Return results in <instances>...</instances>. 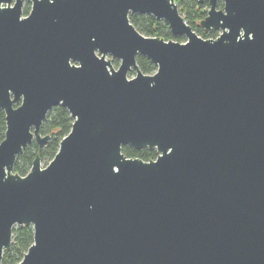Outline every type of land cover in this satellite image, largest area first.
I'll return each instance as SVG.
<instances>
[{"label":"water","instance_id":"1","mask_svg":"<svg viewBox=\"0 0 264 264\" xmlns=\"http://www.w3.org/2000/svg\"><path fill=\"white\" fill-rule=\"evenodd\" d=\"M25 1L0 0V264L15 225L34 231L16 264H264V0H198L215 38L175 0ZM58 105L74 122L55 156L16 172Z\"/></svg>","mask_w":264,"mask_h":264},{"label":"trees","instance_id":"2","mask_svg":"<svg viewBox=\"0 0 264 264\" xmlns=\"http://www.w3.org/2000/svg\"><path fill=\"white\" fill-rule=\"evenodd\" d=\"M178 3L181 13L193 29L199 35L206 38L208 36L217 35V31L207 33L200 22L207 15L208 10L204 8L208 3H200L198 0H175ZM31 8L30 2H26L24 6V13L28 14ZM131 22L138 28L140 32L148 36H160L164 39H174L183 41L182 36L174 35L168 23L165 20H157L151 14L144 13H130ZM199 22V24H198ZM117 62V60H115ZM137 61L140 68L145 73H154L157 70V65L148 59L145 55L139 54ZM135 71L131 72L134 75ZM74 118L71 116L69 110L58 105L53 107L45 121L41 126L42 135H50L49 140L40 148L39 143L34 140L29 144L24 151L18 156L15 163V171L25 175L32 167L35 157L40 154L41 160H52L59 149L60 142L66 136L73 125ZM6 131V117L5 111L0 109V142L5 137ZM123 151L130 157H140L144 160H150L157 157L156 149L141 148L138 149L132 145H124ZM34 241V231L32 225H18L13 228V241L9 249H6L3 254V264H16L21 261L25 252Z\"/></svg>","mask_w":264,"mask_h":264},{"label":"rangeland","instance_id":"3","mask_svg":"<svg viewBox=\"0 0 264 264\" xmlns=\"http://www.w3.org/2000/svg\"><path fill=\"white\" fill-rule=\"evenodd\" d=\"M205 3H208V2H205ZM221 7H222V6L219 5V8H221ZM179 9H180V8H179ZM204 9H205V10H208V9H209V3H208V5H207ZM180 12H181V11H180ZM198 24H199V22H198ZM212 31H214V30L206 31V32L209 33V32H212ZM220 31H221V29H220V30H217V35H215V36H208V37H206V38H215V37H217V36L219 35ZM183 38H184L183 41H185L186 38H185V37H183ZM115 60H116V59L113 60V64H114V66L117 68L118 65H119V61L117 60V62H116ZM129 76H133V75H131V73H130ZM50 161H51V160H43V161H42V166L47 165ZM16 226H18V225H15V227H16Z\"/></svg>","mask_w":264,"mask_h":264},{"label":"flooded vegetation","instance_id":"4","mask_svg":"<svg viewBox=\"0 0 264 264\" xmlns=\"http://www.w3.org/2000/svg\"><path fill=\"white\" fill-rule=\"evenodd\" d=\"M26 2H30L31 7H32V2H31L30 0H26L25 3H24V6H25ZM219 5L223 7V1H222V0H219ZM222 7H221V8H222ZM23 9H24V8H23ZM30 10H31V8H30ZM24 14H25V13H24ZM214 31H217V30H214Z\"/></svg>","mask_w":264,"mask_h":264}]
</instances>
